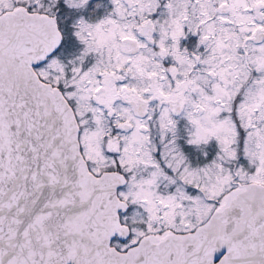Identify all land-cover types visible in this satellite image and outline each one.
Listing matches in <instances>:
<instances>
[{"label": "snow or ice", "instance_id": "obj_1", "mask_svg": "<svg viewBox=\"0 0 264 264\" xmlns=\"http://www.w3.org/2000/svg\"><path fill=\"white\" fill-rule=\"evenodd\" d=\"M0 264H264V0H0Z\"/></svg>", "mask_w": 264, "mask_h": 264}]
</instances>
